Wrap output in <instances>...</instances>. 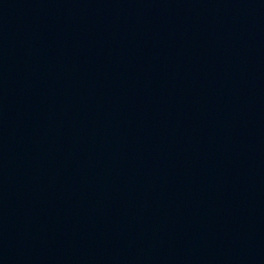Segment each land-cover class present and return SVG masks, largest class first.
<instances>
[{
  "label": "water",
  "instance_id": "95a60500",
  "mask_svg": "<svg viewBox=\"0 0 264 264\" xmlns=\"http://www.w3.org/2000/svg\"><path fill=\"white\" fill-rule=\"evenodd\" d=\"M0 264H264V0H0Z\"/></svg>",
  "mask_w": 264,
  "mask_h": 264
}]
</instances>
